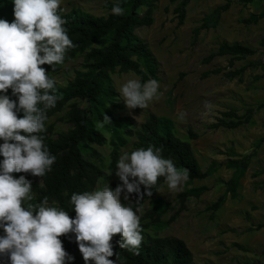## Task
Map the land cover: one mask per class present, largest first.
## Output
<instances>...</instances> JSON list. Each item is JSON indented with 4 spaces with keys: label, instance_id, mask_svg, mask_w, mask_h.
<instances>
[{
    "label": "rangeland",
    "instance_id": "obj_1",
    "mask_svg": "<svg viewBox=\"0 0 264 264\" xmlns=\"http://www.w3.org/2000/svg\"><path fill=\"white\" fill-rule=\"evenodd\" d=\"M109 1L61 0V8L64 13L77 8L95 16H107L110 12L105 5ZM223 3L224 0H192L184 23L179 25L174 13L176 4L157 0L154 23L138 28L136 33L160 63L158 95L146 109L129 111L117 88L127 80L139 77L133 72H116L112 75L119 104L116 116L131 120L134 131L140 129L150 113L169 117L176 123L180 137L187 138L189 132L198 135L191 143L202 170L206 172L211 165L218 167L213 175L203 180L187 179L176 190L170 191L164 184L156 197L172 205L164 219L175 216V220L158 231L143 230L144 240L152 236L180 238L192 251L193 264H264V228L257 230L259 225H264V108L256 110L264 103V19L258 23H245L251 13L264 11V0H254L248 5L241 0H232L231 9L223 14L217 28L203 30L195 36L203 18ZM139 13L144 14L145 9ZM223 42L249 46L256 54L245 59L216 56L206 62ZM82 61H70L59 72L50 75L58 85H67L81 69ZM242 69V74L227 76ZM78 104L87 106L84 101H78ZM250 109L256 110L250 124L234 130L210 128L223 118L224 112L234 110L242 116ZM68 110L48 116L45 128H54L53 139L72 128L66 118ZM179 113H185L183 121L177 119ZM105 136V145L90 144L93 153L88 159L104 172L94 190L98 186L102 188L120 182L115 175L116 168L111 167L112 138L110 133ZM136 143L137 138L133 136L120 148L119 156L122 150L129 153L136 150ZM230 149L238 156H251V165L241 182L238 198L232 200L228 196L224 206L213 213L208 208L224 194L225 183L232 176V171L225 166ZM201 187L207 190L199 198H190L185 204L186 209L180 210L179 194ZM141 192H144L143 186ZM33 196L38 197V194L33 193ZM136 196L131 194L129 200H124L122 195L121 201L125 205L133 204ZM150 201L151 198L141 206L139 217L150 209Z\"/></svg>",
    "mask_w": 264,
    "mask_h": 264
},
{
    "label": "clouds",
    "instance_id": "obj_2",
    "mask_svg": "<svg viewBox=\"0 0 264 264\" xmlns=\"http://www.w3.org/2000/svg\"><path fill=\"white\" fill-rule=\"evenodd\" d=\"M14 20L0 19V256L10 264H66L69 259L61 236L74 233L85 264H117L112 240L119 235V247L140 255L144 240L138 213L145 194L162 177L170 191L187 181V169H179L163 156V147L149 145L131 153L122 150L115 175L121 182L93 191L73 193L70 203L76 213L71 218L62 208L49 206V197L32 203V181L13 173L43 177L56 161L40 134L47 113L59 100L52 72L63 64L66 52L76 45L70 39L62 16L61 0H13ZM113 15H123L122 0H114ZM155 79H129L117 88L129 111L146 109L157 95ZM11 89L16 100L7 95ZM23 112V116H18ZM185 113L177 119L183 121ZM110 119L106 115L105 122ZM141 186L144 192H141ZM137 194L135 207L121 201ZM116 256V260L110 259Z\"/></svg>",
    "mask_w": 264,
    "mask_h": 264
},
{
    "label": "trees",
    "instance_id": "obj_3",
    "mask_svg": "<svg viewBox=\"0 0 264 264\" xmlns=\"http://www.w3.org/2000/svg\"><path fill=\"white\" fill-rule=\"evenodd\" d=\"M169 1L171 4H176L174 13L177 15L179 25H182L192 0ZM156 2L157 0H122L124 14L120 16L112 14L114 0L105 5L110 12L107 16H95L77 8L68 13L62 11V16L67 20L65 25L67 33L76 47L66 52L63 64L57 65L54 72L50 65L42 67L51 74L59 72L70 61L77 59L83 61L81 69L77 70L72 81L67 85L56 83V94L59 96V100L56 106L47 113V116H53L68 108L66 118L72 124V128L66 133H61L57 139L51 137L55 132L52 126L46 127L40 133L50 152L56 156L52 171L41 178L33 177L29 173H13L15 178L24 175L32 181V194H38L32 203H39L44 196H48L49 206L64 209L74 219L76 213L70 203L71 195L93 191L98 180L104 175V172L88 159V155L93 153L91 143L99 146L106 144L105 133H110L112 138V168H116L120 148L126 146L129 140L136 136L137 149L147 148L149 145L162 146L163 156L173 160L179 169H187L190 181L203 180L217 171L216 165H211L206 172L202 170L191 143L198 138V135L189 132L187 138L180 137L173 119L150 113L141 124L140 129L134 131L131 128V120L116 116L119 104L117 103V92L113 87V74L133 72L142 82L149 79L159 80L160 63L148 44L136 33L138 28L151 26L154 23ZM241 2L248 5L254 0H241ZM231 6L232 0H224L223 4L215 7L203 18L200 27L195 31V36H198L203 30L217 28L223 14L228 12ZM13 8V0H0V19L12 22L14 20ZM141 9H145L144 14L139 13ZM263 19L264 11L251 13L245 23H258ZM255 54L256 50L249 46L223 42L218 51L210 55L206 62H210L216 56L245 59ZM262 67L264 69V63ZM243 72L244 69L239 73H229L227 76L235 77ZM9 91L11 89L8 90L7 95L18 103L17 97L12 95V91L11 93ZM78 101L86 102L87 106H80ZM262 108H264V103L256 110ZM256 110L250 109L242 116L234 110L224 112L223 118L211 125L210 128L212 130L220 128L234 130L250 124ZM106 115L110 119L109 122H105ZM18 116L22 117L23 112H19ZM0 144H3V140H0ZM229 154L230 157L225 166L232 171V176L225 183L224 194L208 208L213 213L218 212L224 206L228 196L232 200L238 198L241 182L251 165V156H238L232 149ZM3 159V156L0 155V161ZM118 184L120 182L115 181L110 186L115 190ZM164 184L161 177L156 187L153 188V195L147 197L145 194L141 201V206H143L146 200L151 198L150 209L140 217L143 230L158 231L167 228L175 220V216L169 220L164 219L167 212L172 209V205L162 198L156 197L158 190ZM206 190V187L191 188L180 193L178 196L181 203L180 210L186 209L185 204L190 198H199ZM138 198V196L135 197L133 207H135ZM262 228L264 225H259L257 230ZM3 235L4 232L0 229V236ZM60 239L69 257L66 264H85L76 243L75 234L69 233L61 236ZM120 239L119 235L114 236L112 244L114 253H118L121 257V264L194 263L192 251L184 240L177 237L152 236L149 240H143L138 256L121 249L118 244ZM110 259L116 260V256L114 255ZM0 264H10V261L7 257L0 256ZM89 264H94V262H89ZM117 264H120V261L117 260Z\"/></svg>",
    "mask_w": 264,
    "mask_h": 264
}]
</instances>
